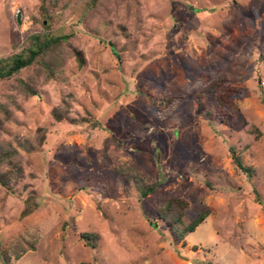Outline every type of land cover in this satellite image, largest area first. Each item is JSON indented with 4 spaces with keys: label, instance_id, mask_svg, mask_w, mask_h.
<instances>
[{
    "label": "rangeland",
    "instance_id": "obj_1",
    "mask_svg": "<svg viewBox=\"0 0 264 264\" xmlns=\"http://www.w3.org/2000/svg\"><path fill=\"white\" fill-rule=\"evenodd\" d=\"M34 32L71 36L53 78L34 64L0 80V145L22 167L0 185V250L26 248L10 264H264V0H0V57ZM201 71L243 88L232 117L215 116ZM64 104L98 125L55 120ZM148 183L161 190L141 199ZM169 197L188 201L184 224L209 210L176 242L155 214Z\"/></svg>",
    "mask_w": 264,
    "mask_h": 264
},
{
    "label": "trees",
    "instance_id": "obj_2",
    "mask_svg": "<svg viewBox=\"0 0 264 264\" xmlns=\"http://www.w3.org/2000/svg\"><path fill=\"white\" fill-rule=\"evenodd\" d=\"M71 34H54L49 32H34L31 33L25 42V44L17 51L10 55L0 57V80L10 79L17 75L22 69L31 65L38 64L41 70L45 73L47 78H53L56 75L58 69L57 63V50L61 45L66 43ZM72 53L79 62L80 65L84 64V58L82 52L76 48H72ZM194 79H201L204 83V90L207 93L212 94L216 102L215 116L223 121L228 117H232L239 110V101L244 97V90L242 87L234 85L230 82V79L226 75H218L213 77L206 71H201L194 76ZM17 84L20 89L27 95H36L37 89H35L29 82L17 78ZM176 96H168L163 100V107H167L172 104ZM64 104L63 107L56 106L52 109V117L57 120H68L73 123L87 122L91 126H97L98 121L93 117H82L80 119L71 117L68 114V108ZM161 109V108H160ZM0 112L4 114L3 118H7L8 110L6 105L0 103ZM2 120L0 119V126ZM38 143H42L45 137L43 128H38ZM24 147L27 151L34 149V145L25 141ZM17 147L8 145L7 148H3L0 145V165L7 163L10 168L0 169V185L6 188H11V184L22 175V167L14 162V157L18 154ZM229 153L234 165L245 173L247 176H252L255 170L250 166L243 163L241 156L237 153L233 145L229 146ZM129 170H133L132 166L127 167ZM135 181H139L138 176L133 174ZM207 185H209L207 183ZM112 186V184H111ZM107 188V186L102 185ZM160 187L155 183L139 184L138 191L140 198H146L149 194H156L160 192ZM188 206V201L183 197H169L163 200L162 204L155 208L156 216L163 220L169 230V234L174 242L183 239V237L193 232L197 226H199L209 214V210L204 208L201 210L192 220L187 224L183 223L184 209ZM87 245L94 246L97 235L90 232H81L79 234ZM24 242V241H23ZM23 242L16 244L12 247V250L1 249L0 250V264H10L12 256L18 258L22 252L26 250L25 247H18ZM28 246L32 247V244ZM213 264V263H207Z\"/></svg>",
    "mask_w": 264,
    "mask_h": 264
},
{
    "label": "water",
    "instance_id": "obj_3",
    "mask_svg": "<svg viewBox=\"0 0 264 264\" xmlns=\"http://www.w3.org/2000/svg\"><path fill=\"white\" fill-rule=\"evenodd\" d=\"M18 21H19V18L17 17Z\"/></svg>",
    "mask_w": 264,
    "mask_h": 264
}]
</instances>
